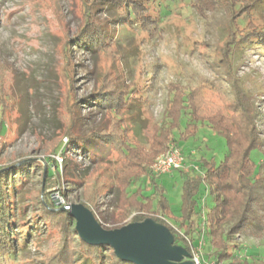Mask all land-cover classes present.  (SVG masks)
I'll use <instances>...</instances> for the list:
<instances>
[{"label": "trees", "instance_id": "obj_1", "mask_svg": "<svg viewBox=\"0 0 264 264\" xmlns=\"http://www.w3.org/2000/svg\"><path fill=\"white\" fill-rule=\"evenodd\" d=\"M158 2L79 0L81 28L76 37L68 36L63 43L60 76L67 84L63 93V119L65 133L69 137L66 148L88 153L91 165L87 169L90 171L106 163L114 168L112 188L100 182L99 177L90 179L86 206L93 212L90 204H95L99 193L105 191L113 195L119 209L115 213V229L150 218L167 226L174 235L175 244L190 252L192 246H197L207 236L206 256L211 261L219 264H264V259L254 263L243 261L244 248L237 243L238 235L250 226L264 229L258 220L259 210H264V160H252L255 151L264 154V141L257 121L260 115L257 97L249 98L243 93L231 66V57L235 56L237 49L264 47V25L260 28L252 21L254 9L263 10L264 0H189V6L203 19H206L207 11L214 14L213 18L222 16L228 30L227 39L215 46L213 54L202 53L206 67L212 68L215 74L216 82L209 84L202 80L196 85L171 83L163 117L151 125L146 143L130 131L127 113L134 99L147 104L149 100L145 94L153 91L152 84L133 82L124 89L101 85L92 96L81 100L75 98V64L70 59L72 47L75 45L85 51L100 53L119 42L114 32L108 31L99 21V12L113 13L109 15L112 27L138 28L152 34V31H157L161 19ZM246 18L249 20L247 27L240 28L239 22ZM207 92L210 95H206ZM219 100L221 106L217 104ZM82 103L106 112V124L90 132L77 130L81 122L78 109ZM206 124L213 132L225 137L228 151L220 165L205 159L200 161L197 169L185 165L182 215L178 219L183 231L177 232L165 221L172 211L159 187L152 196L137 191L132 193L128 187L145 177L153 184L152 168L158 157L179 147V141L195 137L200 125ZM53 162L59 172L57 161ZM50 169L51 165L46 171V190L51 185ZM22 172V169L0 168V264L29 263L21 258L28 251L31 232L39 227V224L27 220L29 209L36 204L40 209L37 212L33 210L31 218L35 215L44 222L48 227L46 234L57 242L54 253L42 264H133L120 260L109 246H91L80 239L72 216L62 211L44 190L27 189L28 177H24ZM202 185L205 197L199 196ZM200 201L202 206L198 212L195 208Z\"/></svg>", "mask_w": 264, "mask_h": 264}, {"label": "rangeland", "instance_id": "obj_2", "mask_svg": "<svg viewBox=\"0 0 264 264\" xmlns=\"http://www.w3.org/2000/svg\"><path fill=\"white\" fill-rule=\"evenodd\" d=\"M157 1L161 15L157 31L148 34L138 28L112 27L110 16L113 13L103 10L99 12V21L108 31L114 32L118 44L100 53L74 45L70 58L75 64L73 87L77 100L92 96L101 85L124 89L133 82L152 84L153 91L145 94L149 100L147 104L134 99L127 113L130 131L145 143L151 125L163 117L171 83L216 82L203 55L213 54L215 46L227 39L228 31L222 16L213 18L214 14L207 11L206 19H203L189 6V0ZM252 21L263 27L264 8L254 9ZM248 22L247 18L241 20L240 28L247 27ZM81 25L79 0H0V168L22 169L23 176L28 177L26 188L36 192L44 190L61 209L79 203L86 206L87 185L93 178L99 177L108 188L113 187L112 165H98L90 171L87 169L91 165L88 153L66 148L69 137L63 119V93L67 84L60 76L61 50L65 38L76 37ZM231 58L234 77L239 80L241 90L249 98L257 97L256 105L260 109L257 121L264 141V47L240 48ZM206 95H210L209 92ZM217 104L222 105L220 100ZM78 115L81 122L77 130L83 132H90L106 124L107 120L106 112L86 103L80 105ZM179 147L185 165L194 168L199 167L202 159L220 165L228 151L225 137L213 132L209 124L200 125L195 137L179 141ZM258 153L255 151L252 160L263 161L264 154ZM53 160L57 161L59 172ZM49 165L52 178L50 188L46 190ZM183 170L155 176L153 184L147 177L140 178L128 187L130 192L137 191L146 196L155 194L159 187L172 211L166 220L180 231H183L178 221L183 206ZM110 195L102 191L95 204L90 205L104 228L115 229L114 218L119 209ZM199 196L205 197L203 185ZM208 204L211 205L210 199ZM201 206L200 201L195 210L199 212ZM39 209L36 204L28 213L27 220L39 227L31 232L28 251L21 258L29 262L26 264H42L56 250L57 242L46 234L47 225L35 215L31 218L32 211ZM258 218L264 225V210H259ZM254 226L237 237V243L244 248L242 260L249 263L264 259V229ZM208 242L206 236L205 243ZM206 251L204 247V259H208Z\"/></svg>", "mask_w": 264, "mask_h": 264}, {"label": "water", "instance_id": "obj_3", "mask_svg": "<svg viewBox=\"0 0 264 264\" xmlns=\"http://www.w3.org/2000/svg\"><path fill=\"white\" fill-rule=\"evenodd\" d=\"M58 203V201H56ZM76 221L80 239L91 246H109L123 262L133 264H193L188 249L176 245L170 229L153 219L106 229L84 204L64 206Z\"/></svg>", "mask_w": 264, "mask_h": 264}, {"label": "built area", "instance_id": "obj_4", "mask_svg": "<svg viewBox=\"0 0 264 264\" xmlns=\"http://www.w3.org/2000/svg\"><path fill=\"white\" fill-rule=\"evenodd\" d=\"M184 167L185 158L182 155V151L179 147H175L171 149L168 153L162 154L158 157L156 163L152 168V171L154 176L157 177L175 170H182ZM165 221L169 226L173 227L175 231L180 232L177 227L172 226L167 220ZM205 244V240L202 239L197 246H192L189 261L191 260L193 264H219L215 261L204 259L203 248L205 247Z\"/></svg>", "mask_w": 264, "mask_h": 264}]
</instances>
